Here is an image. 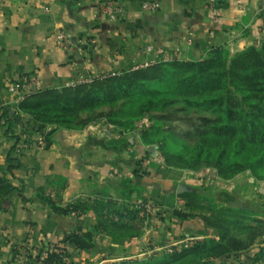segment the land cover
I'll return each mask as SVG.
<instances>
[{"label":"crops","instance_id":"crops-1","mask_svg":"<svg viewBox=\"0 0 264 264\" xmlns=\"http://www.w3.org/2000/svg\"><path fill=\"white\" fill-rule=\"evenodd\" d=\"M108 1L0 0V106L10 108L14 101L8 84L25 75L40 77L43 88L62 86L77 74L118 72L173 55L175 49L182 58L199 57L217 46L235 50L253 42L255 34H264V0H216L215 16L206 0H158L161 7L154 12L140 9L144 0H113L123 10L115 20L97 16V4ZM58 31L70 35L69 48L57 46ZM96 127L57 128L48 146L39 148L35 135L21 147L22 134L15 127L5 134L0 125V264H40L37 256L51 244L72 252L76 262L110 255L116 248L101 239L89 249L75 248L72 235L96 224L92 210L62 214L53 206L119 199L126 180L136 195L149 187V197L157 199L153 172L142 177L133 173L145 155L136 136ZM11 135H19L20 141L15 144ZM166 182L167 192L197 186L172 176ZM243 189L223 185L209 191L222 205L253 207L257 196L247 200ZM257 191L264 197V187Z\"/></svg>","mask_w":264,"mask_h":264},{"label":"rangeland","instance_id":"rangeland-1","mask_svg":"<svg viewBox=\"0 0 264 264\" xmlns=\"http://www.w3.org/2000/svg\"><path fill=\"white\" fill-rule=\"evenodd\" d=\"M243 32L247 33L248 29ZM251 48L264 65V34L259 33L254 35L253 42L235 50L217 46L199 57L167 55L159 59L194 64V69L188 73L178 70L173 80L151 76L153 72L156 74L157 60L150 68L126 72L89 86L49 87L20 106L13 100L11 111L0 106V110L15 116L14 127L20 135L27 128L33 131L50 128L51 131L60 127L97 126L101 131L104 128L135 135L145 151V160H139L135 170L140 171L142 175L137 176L141 177L153 172L152 178L157 184L152 186L158 191L157 199L149 197V187L142 195H136L133 190L123 191L124 187L120 186V192L127 198L105 201L134 212L132 216L124 214L122 220L115 214H107V220L125 223L138 235L115 239L103 229L93 227L87 231L93 244L101 239L116 250L107 256L76 262L72 252L64 248L68 255L63 258L64 264H112L125 259L161 256L174 248H189L205 239L218 240L217 226L235 240V251L213 259L214 264H264V197L257 191L259 186L264 187V117H259L256 110L261 107L264 110V105L256 102L258 106H250L251 101L237 92L230 79L234 63L240 60L238 54ZM215 49L220 50L221 66L213 68L215 73L210 82L218 83L217 88L186 95L177 92L176 79L195 77V65L211 58ZM125 79L134 84L125 95H103L112 84ZM97 95L98 99H89ZM161 102H167L163 111L148 110L149 105ZM239 111L243 112L244 120L241 116L237 119ZM151 145L154 153L148 150ZM171 176L180 182L197 184L196 189L186 191L194 194L188 200L191 208L181 196L185 192L166 191V178ZM223 185L244 188L247 200L256 195L251 203L253 207L226 206L212 199L210 188ZM73 204L85 207L76 214L87 213L91 205L87 201H77L71 206ZM248 253L249 258L240 257Z\"/></svg>","mask_w":264,"mask_h":264},{"label":"trees","instance_id":"trees-1","mask_svg":"<svg viewBox=\"0 0 264 264\" xmlns=\"http://www.w3.org/2000/svg\"><path fill=\"white\" fill-rule=\"evenodd\" d=\"M220 49V48H219ZM211 58L200 62L195 65V77H185V78H178L175 82V87L177 88V92L180 94H193L196 93L199 90L202 89H215L218 86V83H211L210 78H212V74H214L213 68L221 66V63L219 62L218 56L220 54V50L215 49L212 52ZM238 57L240 60H238L236 63H234L233 73L230 75L231 82L237 92L243 94V98H245L246 101L250 102V106H258L256 102H261L262 105H264V65L259 62V57L254 49H248L246 51L240 52L238 54ZM159 62V63H158ZM156 63V74L151 75L152 77L157 78H166V77H174V74L178 70H182V72L188 73L190 70L194 69V64L192 63H184L183 61L179 60H170V61H162L159 60ZM154 64L147 65L145 67H139V68H128L125 70H121L116 72L114 75H107L102 78H95L91 82L88 83H80L72 86L75 87H81V86H89L92 84L99 83L100 81L113 78L119 75H122L124 73H130L135 71H140L142 69H147L152 67ZM134 84L128 80H122L117 84H112L108 90L104 92V96L109 95L110 93L114 95L123 94L125 95L129 88H133ZM48 88H43L39 90L38 92L31 94L27 98L16 101L15 103L20 106L24 101L27 99L35 96L36 94H39ZM90 100H96L98 99V95L94 98L92 96L89 98ZM167 102H161L158 105H149L148 110H156V111H163V109L166 107ZM262 108V107H261ZM261 108H257L256 110L259 112V117H264V110ZM244 120L245 116L243 115V112L239 111L237 115V119L241 118ZM3 120V123L0 124L1 126H5L4 133H12L14 124H15V116L7 114L5 111L0 110V122ZM246 122L248 120H245ZM264 121V119H263ZM32 128H27L24 134L27 136V140L31 139L32 133H42L44 135L46 146L51 142V133L56 128H53L50 132H45L44 130H31ZM10 137L15 139V144L20 141L19 136L11 135ZM14 144V145H15ZM14 145L11 147V150L9 151L8 158L12 151L14 150ZM149 152V151H147ZM134 175H142L139 174L137 169L134 170ZM124 187L123 191H129L132 192L133 186L130 182V180H126L124 184H122ZM120 192V196L124 198H127V196L124 194V192ZM193 193L191 192H185L181 196L187 201V207L191 208V202L188 200L193 197ZM210 197L214 199V196L211 194ZM104 199H98L94 201L93 204L89 205V210H92L95 217H96V224L94 228H101L109 236L115 239L120 238H126V237H135L138 234L135 232V230L125 224V223H116L112 222L111 220H107V214H115L117 216V219L122 220L124 219V214H130L131 216L134 215V212L127 209V208H120L113 203H105ZM111 202V201H110ZM124 205V204H123ZM55 210L59 213L66 214L70 211H77L80 209H85L81 204H73L72 206L69 205L65 208H57L53 206ZM231 208V207H228ZM232 209V208H231ZM136 211V210H134ZM183 217V216H182ZM207 222H209V219H206ZM218 227V228H217ZM217 230H219L220 237L218 240L214 239H205L200 243H197L196 245L189 247V248H174L172 252H165L161 256H153L151 258L147 259H125L121 260L119 262H114L112 264H214L213 259L224 256L231 251H235L233 248L234 245V239L228 238L227 232L223 231V228H219L217 226ZM73 238H75L77 244L76 249H89L94 246L93 242L91 241V235L88 232H82L81 234H73ZM55 248L57 249L54 252L47 253L46 257L42 261V264H64L63 258L68 257L66 251L64 250V247L60 244H54ZM38 258V256H37ZM72 263V262H70Z\"/></svg>","mask_w":264,"mask_h":264},{"label":"built area","instance_id":"built-area-1","mask_svg":"<svg viewBox=\"0 0 264 264\" xmlns=\"http://www.w3.org/2000/svg\"><path fill=\"white\" fill-rule=\"evenodd\" d=\"M205 6L208 8L210 13L215 16L216 15V0H206ZM161 7V3L158 0H144L140 3V9L143 12H154L158 11ZM97 16L100 17L102 15H106L109 19L115 20L119 17V14L123 11L122 7L118 5L115 1L109 0L107 3L99 2L96 6ZM55 41L59 48L66 49L71 46L70 35L64 31H58L55 34ZM192 40L189 38L187 43L190 44ZM148 52H153L152 46H147ZM173 55L178 54L179 50H173ZM153 62H144L139 65H136L132 68L145 67L150 65ZM115 72H110L106 74H98V75H89L85 76L83 74L75 75L71 80H69L66 85L74 86L80 83H88L91 82L95 78H102L107 75H114ZM43 89V81L40 77L34 75H25L20 80H16L8 84L7 90L9 94L13 97L14 101H21L31 94L38 92ZM27 136L22 134V142L20 144L21 147L25 145L27 142ZM35 145L39 148H45L46 141L44 135L42 133H36L33 139ZM57 249L54 244H51L44 252L40 253L38 256V263H42L47 253L54 252Z\"/></svg>","mask_w":264,"mask_h":264},{"label":"water","instance_id":"water-1","mask_svg":"<svg viewBox=\"0 0 264 264\" xmlns=\"http://www.w3.org/2000/svg\"><path fill=\"white\" fill-rule=\"evenodd\" d=\"M148 150H149L151 153H154V146H152V145L149 146V147H148Z\"/></svg>","mask_w":264,"mask_h":264}]
</instances>
